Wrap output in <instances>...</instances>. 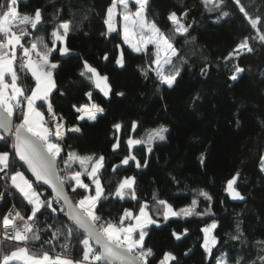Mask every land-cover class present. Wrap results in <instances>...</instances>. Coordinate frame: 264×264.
Listing matches in <instances>:
<instances>
[{
  "label": "snow or ice",
  "instance_id": "1",
  "mask_svg": "<svg viewBox=\"0 0 264 264\" xmlns=\"http://www.w3.org/2000/svg\"><path fill=\"white\" fill-rule=\"evenodd\" d=\"M254 3L255 0L249 5H245L242 0H197L196 4L190 6L186 0H175L166 13L168 28L165 30L155 18L149 19L151 0H110L103 19L106 31L101 35L107 38L116 33L132 53L146 58L143 65L137 66V71L145 81L152 82L155 92L164 101V91L175 89L185 70H190L195 64L194 57L203 55V49L197 47V38L192 35L196 20H190L189 17L193 8L200 10L202 15L207 13L215 16L214 22L219 23L230 16L231 13L225 9L231 6L249 26L251 34L243 36L222 57L227 66L228 61L253 54L256 51L254 42L264 48V11L253 15L249 8ZM48 4L51 5L50 12L46 13L47 5L28 12L21 11L20 0H0V142H3V148H0V201L18 196L28 209L27 214H24L13 203L0 216V264H180L174 251H163L157 255L153 247L147 246L146 238L152 226L161 227L162 223L167 224L173 218L192 217L212 218L199 230L202 233L199 246L203 249L206 264H264V239L249 237L240 213L236 214L233 230L227 233L228 240L234 242V246L238 244L239 250L235 253L220 251L218 246L222 241L217 230L221 224L215 218L213 196L208 191L192 189L190 203L180 208L168 199L160 198L159 193L154 191L150 205L138 196L134 175L121 176L113 182L111 191L106 189L102 181L106 170L104 154L68 152L66 158L62 156L67 133H82L83 126L76 123L67 127L64 115L54 109L51 101L53 92L59 91L60 95L65 93L58 87L56 73L61 64L53 54L58 53L62 57L71 54L70 35L85 26L89 14L85 11L77 21L75 14L64 15L66 9L74 7L71 3L48 0ZM46 14L48 19L45 18ZM42 27L46 29L45 34L37 35ZM49 28L50 31L47 30ZM83 34L88 35L87 32ZM115 48L114 64L119 69H125V51L119 43ZM102 59L109 62V54L105 53ZM77 67L78 77L82 78L80 87L87 88L83 92L86 102L73 103L71 109L76 121L96 123L98 118L105 115L106 108L94 99V92L102 94L105 100H111L113 96L123 98L126 93L114 92L109 75L101 73L87 59L81 58ZM210 68V64H205L200 69V76L208 78ZM229 71L228 79L237 82L242 79L246 69L235 63ZM22 77H30L31 85L25 87L21 82ZM201 99L199 93L195 94L191 99L192 105L197 106ZM38 102L42 103L38 105ZM44 106L46 112L41 111ZM163 108L167 110L166 103ZM233 122L236 127L240 126L239 108ZM140 126V121L132 120L131 132L135 133ZM111 127L114 129L111 150L115 153L121 149L119 134L125 125L116 122ZM169 132V127L159 124L148 129L143 137L129 135L124 141L127 154L118 165L112 167V172L117 173L121 166H129L130 162L136 169L149 167L148 159H138L133 148L143 145L147 153L151 154L157 142L167 141ZM208 155L205 149L198 156L202 168L208 167ZM61 160L64 175L57 171ZM259 170L264 173V155L259 157ZM26 171L34 179H30ZM243 179L240 170L225 178L222 190L228 199L247 200L240 188ZM171 180L180 183L175 176H171ZM40 183L48 185L54 195L43 198L38 190ZM78 189L83 191L79 193L80 198L73 202L67 193H76ZM111 198L135 201L136 207L124 208L116 219H106L99 209L103 201ZM201 198L207 202L203 210H200ZM61 201V206L56 207ZM220 203L223 206L225 201L221 200ZM46 212L53 218L63 214L66 220L61 221L60 228L55 230L53 224L41 228L39 217ZM49 232L51 239L42 240V234ZM188 232L187 228L182 232L172 230L171 237L182 241ZM61 237L65 240L61 245L62 251L52 254L55 251L54 241ZM73 238L78 239L81 246L78 259L66 255ZM35 242H40L41 249L44 244H48L52 252L34 251L29 245ZM9 245L15 247L9 249ZM189 252L190 248L184 255L187 256Z\"/></svg>",
  "mask_w": 264,
  "mask_h": 264
},
{
  "label": "trees",
  "instance_id": "2",
  "mask_svg": "<svg viewBox=\"0 0 264 264\" xmlns=\"http://www.w3.org/2000/svg\"><path fill=\"white\" fill-rule=\"evenodd\" d=\"M186 2L191 6L196 4L197 0ZM242 2L249 5L252 0ZM60 3L74 5L72 9L65 10V17L75 14L78 21L85 11L89 14V19L84 22L85 26L70 35L71 54L63 57L58 53L53 54L61 64L56 73L58 87L65 93L60 95L59 91L53 92L51 101L54 109L58 114L64 115L67 127L76 123L83 126L82 133H67L62 156L66 158L65 154L68 152L82 155L104 154L106 170L103 172L102 181L106 189L111 191L113 182L119 177L134 175L137 179L138 196L142 200H147L150 205L154 191L159 193L160 198L168 199L177 208L190 203L192 189L208 191L213 196L212 209L216 213L215 218L221 224L217 230L222 241L218 246L220 251L235 253L239 250V245L234 246V242L227 238V233L234 228L237 213L241 214L240 219L250 238L264 239V173L259 170V157L264 155V123H261L264 121V75H262L264 48L254 42L256 51L253 54H245L238 60L228 61L225 66L226 62L222 57L226 56L243 36L251 34L249 26L238 11L233 10L231 6L226 8L225 10L231 13L230 16L215 23V16L207 13L202 15L200 10L193 8L189 17L190 20H196L192 35L197 38V47L203 49V55L194 57L195 64L190 70H185L182 80L175 89L164 91L166 99L161 101L152 82L145 81L137 71V66L143 65L146 58L132 53L116 33L107 38L101 35L106 31L103 19L110 0H60ZM174 3L175 0H151L149 19L155 18L157 23L167 30L166 13ZM46 5L47 13L51 11L48 0H20L21 11L31 12L35 7ZM249 11L253 15L260 14L264 11V0H255ZM45 18H49L47 14ZM45 30L42 27L37 35H44ZM47 30L50 31V28ZM84 32L88 35H84ZM118 43L125 51L127 61L125 69H119L113 61L116 55L115 45ZM105 53L109 54V62L102 59ZM81 58L87 59L101 73L109 75L114 92L126 93L123 98L113 96L111 100H105L102 94L94 92V99L106 108L105 115L98 118L96 123L76 121L71 109L73 103L86 102L83 92L87 88L80 87L82 78L78 77L77 66ZM235 63H239L246 71L242 74V79L232 82L228 76ZM205 64L211 65L208 78L199 74ZM21 82L25 87L32 83L30 77H22ZM197 93L202 99L197 106H193L191 99ZM165 103L166 111L163 108ZM41 108L46 112V106ZM238 108L241 123L236 127L233 121ZM132 120H138L141 124L135 133L130 130ZM116 122H122L125 128L119 134L121 149L114 153L111 150L114 133L111 126ZM159 124H165L170 129L167 141L157 142L151 154L147 153L146 146L143 145L133 149L138 159L142 161L148 159L149 167L136 169L130 162L129 166H121L114 174L112 167L118 165L127 154L124 141L128 136L143 137L148 129ZM0 148H3V142H0ZM205 149L209 153L208 167L202 168L198 156ZM58 163L61 165L63 161ZM236 170H240L244 177L240 182V188L247 197L246 201H232L222 190L225 178ZM25 174L30 178L27 171ZM171 176L177 177L180 183L172 182ZM38 190L43 198L51 197V193L43 187L39 186ZM82 191L78 189L76 193L69 192L74 200H78ZM201 200L200 210H203L207 207V202L202 198ZM221 200L225 201L223 206ZM12 203L22 213L27 214L28 209L18 196L7 197L3 209ZM135 207V201H118L111 198L102 202L99 212L106 219H116L124 208ZM211 219V217L173 218L167 224L162 223L161 227L152 226L146 244L153 247L157 255L163 251H174L180 259V264H206L203 249L199 246L202 238L199 230L205 222H211ZM64 220L66 217L63 214L53 218L46 212L39 217L38 224L42 227L53 222L58 229L61 226L60 222ZM184 228L189 232L182 241H176L171 237L172 230L182 232ZM42 240L46 241V235L42 234ZM63 243H65L63 237L55 241V249L61 252ZM34 245L40 247V242H35ZM12 247L15 245L8 246L9 249ZM43 247L51 249L48 244H44ZM189 248L191 252L185 256L184 252ZM67 254L74 258L81 256L78 239H72Z\"/></svg>",
  "mask_w": 264,
  "mask_h": 264
},
{
  "label": "built area",
  "instance_id": "3",
  "mask_svg": "<svg viewBox=\"0 0 264 264\" xmlns=\"http://www.w3.org/2000/svg\"><path fill=\"white\" fill-rule=\"evenodd\" d=\"M17 114H19V112H17ZM63 168H64V166H60L59 167V173L61 174V175H64L65 173H64V171H63ZM4 204H5V200H3V201H0V216H2V214L3 213H5L11 206H12V204L11 205H9L8 207H6L5 208V210L3 209L4 208ZM56 207H60L61 206V203L60 204H56L55 205ZM17 207V206H16ZM18 208V207H17ZM51 224H53L54 225V223L52 222ZM40 227V226H39ZM46 226H42L41 228H45ZM55 229H57L55 226H54V230ZM44 234V236L46 235V240H50L51 239V233L49 232V233H43ZM54 243H55V241H54ZM29 247H32V248H34V249H37V250H39V251H49V252H52V250L51 249H47V248H45V247H43L42 249H41V247H37L36 245H29ZM58 253H60V251L59 250H57V249H55V251L52 253V254H58ZM66 255H69V254H67L66 253ZM71 256V255H70ZM74 258V257H73ZM78 259V258H77Z\"/></svg>",
  "mask_w": 264,
  "mask_h": 264
},
{
  "label": "water",
  "instance_id": "4",
  "mask_svg": "<svg viewBox=\"0 0 264 264\" xmlns=\"http://www.w3.org/2000/svg\"><path fill=\"white\" fill-rule=\"evenodd\" d=\"M59 165V164H58ZM57 165V171L59 172V166ZM28 174H29V176H30V178L31 179H34L32 176H31V173H29V172H27ZM40 187H43L45 190H47V191H49L50 193H51V196H53L54 194L52 193V190H51V188L48 186V185H44V184H42V183H40V185H39ZM68 195H69V197L73 200V202H75V200L71 197V195H70V192L68 191V193H67ZM61 204H62V201L60 202ZM94 246H96V245H94ZM96 247H98V246H96Z\"/></svg>",
  "mask_w": 264,
  "mask_h": 264
},
{
  "label": "crops",
  "instance_id": "5",
  "mask_svg": "<svg viewBox=\"0 0 264 264\" xmlns=\"http://www.w3.org/2000/svg\"><path fill=\"white\" fill-rule=\"evenodd\" d=\"M39 103H41V102H38V105H39ZM41 111H44V110L41 108ZM135 147H136V146H135ZM135 147H134V148H135ZM134 148H133V149H134ZM58 164H59V163H58ZM58 166L60 167V166H64V165H63V163H62L61 165H58ZM88 183H90V182H88ZM30 245H34V244H30ZM30 248H32V247H30ZM32 249H33L34 251L39 252V250H37V249H34V248H32Z\"/></svg>",
  "mask_w": 264,
  "mask_h": 264
},
{
  "label": "rangeland",
  "instance_id": "6",
  "mask_svg": "<svg viewBox=\"0 0 264 264\" xmlns=\"http://www.w3.org/2000/svg\"><path fill=\"white\" fill-rule=\"evenodd\" d=\"M134 10V9H133ZM117 20L119 21V17H117ZM121 24H122V22H120ZM155 127H157V126H155ZM168 127V126H167ZM152 128H154V127H152Z\"/></svg>",
  "mask_w": 264,
  "mask_h": 264
}]
</instances>
